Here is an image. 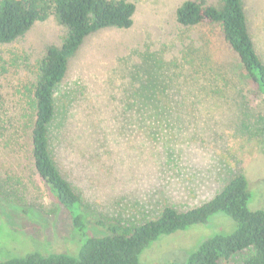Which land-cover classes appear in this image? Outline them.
<instances>
[{
    "label": "rangeland",
    "instance_id": "374dc122",
    "mask_svg": "<svg viewBox=\"0 0 264 264\" xmlns=\"http://www.w3.org/2000/svg\"><path fill=\"white\" fill-rule=\"evenodd\" d=\"M127 1L136 6L132 26L89 36L53 92L51 149L81 198L89 234H107L98 221L138 225L165 206H199L238 174L249 210H264V101L220 27L179 26L176 10L188 0ZM241 2L264 63V0ZM64 36L50 17L0 44V260L74 254L83 244L31 160L30 89L47 47ZM234 229L217 213L161 237L140 264L183 263ZM244 256L218 264H243Z\"/></svg>",
    "mask_w": 264,
    "mask_h": 264
},
{
    "label": "trees",
    "instance_id": "16d2710c",
    "mask_svg": "<svg viewBox=\"0 0 264 264\" xmlns=\"http://www.w3.org/2000/svg\"><path fill=\"white\" fill-rule=\"evenodd\" d=\"M135 11V4L127 0H0V44L21 38L36 23L50 17L65 31L60 46L47 47L38 63L36 82L30 89L31 160L35 173L56 204L68 213L74 234L83 239L74 254L35 251L0 260V264H140L141 254L161 237L204 224L217 213L233 220L234 231L202 242L180 264H218L238 254H245L243 264H264V210H249L248 183L242 174L232 176L221 191L199 206L185 211L165 206L155 219L138 225L98 221L96 226L107 234H89L81 198L61 172L51 149L53 92L64 79L69 60L89 36L108 28L129 29ZM175 19L185 28L217 24L225 43L237 56L247 77L256 84L264 101V63L249 34L241 0H215V3L188 0L177 8Z\"/></svg>",
    "mask_w": 264,
    "mask_h": 264
}]
</instances>
